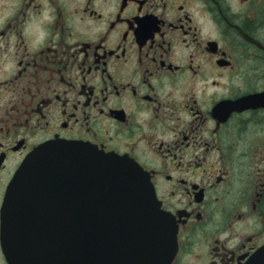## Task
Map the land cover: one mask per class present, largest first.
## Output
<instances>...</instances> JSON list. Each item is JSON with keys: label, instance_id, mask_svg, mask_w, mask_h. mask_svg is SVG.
<instances>
[{"label": "flooded vegetation", "instance_id": "af4514ba", "mask_svg": "<svg viewBox=\"0 0 264 264\" xmlns=\"http://www.w3.org/2000/svg\"><path fill=\"white\" fill-rule=\"evenodd\" d=\"M55 140L133 159L165 218V254L139 262L131 236L91 264H246L264 247V0H0V264L7 188Z\"/></svg>", "mask_w": 264, "mask_h": 264}, {"label": "water", "instance_id": "95a60500", "mask_svg": "<svg viewBox=\"0 0 264 264\" xmlns=\"http://www.w3.org/2000/svg\"><path fill=\"white\" fill-rule=\"evenodd\" d=\"M164 220L149 175L133 159L49 141L26 157L7 188L3 248L9 264H91L132 236L140 262L166 253L159 248L168 238ZM246 264H264V247Z\"/></svg>", "mask_w": 264, "mask_h": 264}]
</instances>
